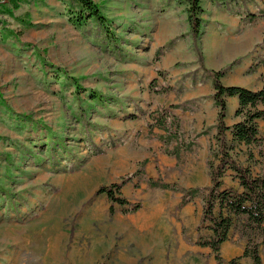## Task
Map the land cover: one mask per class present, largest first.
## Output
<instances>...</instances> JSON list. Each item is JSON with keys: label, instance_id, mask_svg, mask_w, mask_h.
Segmentation results:
<instances>
[{"label": "rangeland", "instance_id": "1", "mask_svg": "<svg viewBox=\"0 0 264 264\" xmlns=\"http://www.w3.org/2000/svg\"><path fill=\"white\" fill-rule=\"evenodd\" d=\"M11 1L0 0V264H158L179 261L182 242L188 264H217L211 248L199 245L212 235L200 225L201 198L181 206V192L148 182L208 186L216 130L176 158V143L164 145L162 130H150V114L180 105L187 140L215 123L207 49L242 25L264 28V0H202L196 41L176 0H93L110 37L91 19L75 25L71 0H16L12 14ZM143 161L145 174L122 189L137 211L98 193L132 177ZM226 184L233 186L230 178ZM244 247L232 231L222 264Z\"/></svg>", "mask_w": 264, "mask_h": 264}, {"label": "trees", "instance_id": "2", "mask_svg": "<svg viewBox=\"0 0 264 264\" xmlns=\"http://www.w3.org/2000/svg\"><path fill=\"white\" fill-rule=\"evenodd\" d=\"M12 0L9 12L19 8V4ZM76 3L77 10L71 12L70 20L75 25H82L86 19H91L106 36H111L107 26V17L93 0H71ZM185 5L190 24V33L196 41L201 35L203 15L205 9L202 0H176ZM264 49V38L262 42ZM202 55L199 61L202 65ZM239 62V61H238ZM235 63L219 71H206L211 77L212 95L215 107L218 110L213 127L204 129L192 139H186L181 128V120L174 113L180 105L162 107L153 111L150 116L152 123L150 130L159 128L164 134L160 140L164 145L176 143L174 152L170 154L179 158L182 152H191L196 140L206 136L212 129L216 132L213 142L209 145L207 160L210 184L206 187L180 188L170 184L150 179L149 185L165 190L182 193L181 206H185L197 198L202 201V215L200 225L206 226L212 233L208 240L200 241L202 247H209L213 251L217 264H222L221 249L230 238L232 231L245 241L242 255L230 261V264H239L238 260L249 258L252 264H263L262 246L264 245V135L260 132V121H264V87L260 90H251L242 86H225L222 78L230 71ZM264 65V60L261 61ZM77 89L87 91L78 80L73 79ZM93 99L102 100V94L90 90ZM236 97L239 101L235 115L240 120L228 125L229 99ZM147 161L140 164L138 171L132 177L122 178L114 183L99 189L98 193H105L109 201L122 207H129L127 211L135 212L140 204L130 205L123 197L122 189L136 176L145 174ZM230 178L233 186L227 187L226 180Z\"/></svg>", "mask_w": 264, "mask_h": 264}, {"label": "crops", "instance_id": "3", "mask_svg": "<svg viewBox=\"0 0 264 264\" xmlns=\"http://www.w3.org/2000/svg\"><path fill=\"white\" fill-rule=\"evenodd\" d=\"M261 11L263 10H260L259 12ZM238 20H239L238 23L239 22L240 24L243 23L240 17H238ZM238 23L237 25H239ZM263 33H264L263 27L258 26V28L257 27L253 28L251 27L250 24L246 26L242 25V30L237 32L236 34L233 33L232 36L231 35H224L222 37L218 36V38H221V40L217 38L210 43L207 49L208 51L209 50L210 51L206 52L208 54L206 60L209 64V67L212 68L213 70H221L230 63H232V61H234L235 59L243 57L241 64L234 66L230 70V72H228V74H226L222 78V83L225 86H233V85L242 86L251 90H260L264 87V65L258 64L260 63V61L264 60V50L255 51L256 45L262 42ZM215 49H218L219 51L217 53H214L213 51ZM238 105H239V101L236 97L229 99L228 117L226 119L228 125H233L234 123L240 120V118L236 117L235 115ZM175 111L174 113L181 120V117ZM217 114H218V110H217ZM214 124L215 123H213L209 127H213ZM209 134L206 136H209ZM180 248H181L182 258L179 261L170 259V260H164L158 264H188V261L184 260L183 257V252L186 249L184 242L181 243ZM262 259L264 264V254L262 255Z\"/></svg>", "mask_w": 264, "mask_h": 264}]
</instances>
